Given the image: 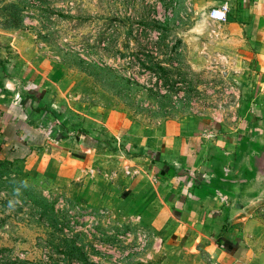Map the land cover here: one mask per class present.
Segmentation results:
<instances>
[{"label":"rangeland","instance_id":"rangeland-1","mask_svg":"<svg viewBox=\"0 0 264 264\" xmlns=\"http://www.w3.org/2000/svg\"><path fill=\"white\" fill-rule=\"evenodd\" d=\"M209 1L0 0V66L19 67L60 109L48 116L55 137L74 120L109 148L102 166H131L167 121L196 114L214 126L238 109L237 58L217 49ZM3 128L0 264H157L148 240L121 233L108 210L79 206L29 169L27 140Z\"/></svg>","mask_w":264,"mask_h":264},{"label":"crops","instance_id":"crops-1","mask_svg":"<svg viewBox=\"0 0 264 264\" xmlns=\"http://www.w3.org/2000/svg\"><path fill=\"white\" fill-rule=\"evenodd\" d=\"M225 5V22L209 18L221 56L237 58L238 109L214 126L196 114L167 121L131 166H102L109 148L89 143L74 120L55 137L48 116L60 109L19 67L0 66V127L9 141L27 140L29 169L79 206L108 210L121 233L146 236L157 264H264V0L206 7Z\"/></svg>","mask_w":264,"mask_h":264},{"label":"built area","instance_id":"built-area-1","mask_svg":"<svg viewBox=\"0 0 264 264\" xmlns=\"http://www.w3.org/2000/svg\"><path fill=\"white\" fill-rule=\"evenodd\" d=\"M228 11H229V7L227 5H225V6H222V7L211 9L209 15H210L211 19H213V20H215L217 22L223 23V22H225L227 20ZM125 234H127V233H125ZM139 236L140 237H144V239H146V236H143V235H139Z\"/></svg>","mask_w":264,"mask_h":264}]
</instances>
